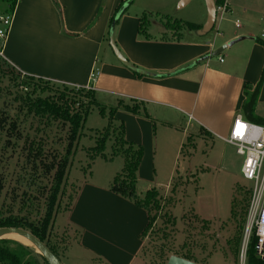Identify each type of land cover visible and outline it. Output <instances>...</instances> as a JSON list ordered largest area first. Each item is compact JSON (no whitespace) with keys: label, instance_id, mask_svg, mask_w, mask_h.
Returning <instances> with one entry per match:
<instances>
[{"label":"crops","instance_id":"1","mask_svg":"<svg viewBox=\"0 0 264 264\" xmlns=\"http://www.w3.org/2000/svg\"><path fill=\"white\" fill-rule=\"evenodd\" d=\"M214 1L228 3L225 14L217 13L214 28L206 35L198 29L194 37L182 33L177 38L164 27L158 36L152 34L149 16L154 10L146 2L136 5L138 0H19L2 60L22 75L69 87L91 86L98 102L103 96V102L115 106L119 101L141 103L147 117L119 108L114 118L123 122L125 138L143 148L137 190L144 195L150 186L162 185L159 172L172 176L177 159L170 156L184 154L187 134H192L189 139L195 135L190 131L225 141L236 115L254 122L242 107L246 84L256 85L264 68V46L257 40L264 41V0ZM124 2L128 6L115 25L114 42L134 67L148 74L109 56L114 53L106 36L110 19ZM182 2L175 0L178 10L192 0ZM204 10L201 27L206 4ZM143 17L148 18L146 34L140 32ZM214 30V39H207ZM254 113L264 120V81ZM112 181H81L64 222L77 232L74 243L91 264H149L141 256L149 213L111 190Z\"/></svg>","mask_w":264,"mask_h":264},{"label":"rangeland","instance_id":"2","mask_svg":"<svg viewBox=\"0 0 264 264\" xmlns=\"http://www.w3.org/2000/svg\"><path fill=\"white\" fill-rule=\"evenodd\" d=\"M141 2H146L149 8L154 10L149 16L150 32L157 36L160 30L163 31V27L171 36L172 28H178V21L196 24L204 21V5L206 3L204 4L203 0H192L191 4L183 10H178V5L175 6V0H138L136 5ZM147 21L148 18L146 17L144 26L148 25ZM166 24H168V28H165ZM115 25L113 24L109 35L108 33L106 35L109 43L111 35H114ZM179 32L189 34L191 37L196 36L195 32L186 26L184 29L181 28ZM214 34L215 30L206 38L213 40ZM109 56L111 58L114 56L119 61L115 53ZM102 58L103 54L100 55V60ZM10 68L0 58L2 100L4 98L13 99L17 90L22 88L18 85L20 82L13 77ZM35 84L36 87H34ZM32 85L31 96L33 99H37L39 96L56 97L61 93H66L70 97L74 96L76 100H86L85 104L81 106L82 109L87 108L93 91L90 88H81L86 89L85 92H82L76 90L80 89L78 87L72 90L69 86L65 87L61 84L40 82L39 80H35ZM98 100L101 106H89L91 107L90 114L81 131L82 135L72 160L70 172L64 181V192L59 197V212L49 238V243L56 248L62 264H91L90 259L80 252L74 243L77 239V232L64 222V212L72 205L80 182L83 180L98 183L112 181L114 176L124 168L123 156L119 155L120 153L113 155L116 147L119 148V146L114 144L112 133H110L111 140H108L105 148L103 147L105 156L100 152V148H102L100 138L106 132V127L112 117L110 107L115 106V104L103 102L105 100L103 96H99ZM74 107L76 110L79 108L75 105ZM101 108L104 110L102 115L100 114ZM15 113V110H12V114L15 115ZM25 114L26 112L21 113L18 118L19 121H22L20 128L24 135V139H20L18 142L19 146L16 145L17 149L19 147L18 152L22 151L24 147L26 133L31 136L38 135L36 129L39 125L38 119L34 118L33 115L25 116ZM112 127L113 129L117 128L119 132L118 122ZM44 129L45 132H49V129L52 131L48 137V145H51L50 142L52 141L54 148L63 152L68 142L69 127H64V125L56 122L52 128L46 129L44 127ZM190 132H195V135L194 138L189 139L192 134H187L184 154L180 155V152L178 157L170 156L171 160L177 159V169H174L172 176L169 178V172H159L162 185L157 186L156 189L159 191L160 205L157 211L152 212V216L154 215L156 218L144 235L141 256L149 264H166L168 255H173L172 253L175 252H190L197 260L206 262L205 264H240V250L247 221V204H249L252 187V182L242 174L244 158L237 153L234 145L220 138L201 134L199 130ZM0 144L2 145V142ZM119 150L117 151L120 152ZM175 151L176 149L173 151L174 154ZM166 152L169 153L171 150ZM110 156H114L113 160L104 158ZM15 160L16 157L13 158L14 162ZM13 161L12 163H14ZM19 174L21 172L18 171L17 176ZM11 176L12 178L17 177L16 173L13 172ZM46 180L43 179L38 184L36 181L35 187L40 188L46 183ZM30 181V174L27 172L24 175V180L17 183L23 184L25 187ZM141 186L143 185H140V190H144ZM9 187L8 184V190ZM151 188L155 187L150 186L149 189ZM22 189L20 193L18 192L17 201L11 202L16 212L20 209L21 204L19 202H22L20 201ZM5 195L7 203L13 201L12 194ZM37 202L39 209L45 208L44 196ZM30 207H26L25 210L27 211ZM20 212L26 213L24 210ZM6 238L12 239L11 235H7ZM239 239L238 254L236 255L235 246ZM27 245L38 252L34 245Z\"/></svg>","mask_w":264,"mask_h":264},{"label":"trees","instance_id":"3","mask_svg":"<svg viewBox=\"0 0 264 264\" xmlns=\"http://www.w3.org/2000/svg\"><path fill=\"white\" fill-rule=\"evenodd\" d=\"M18 1L19 0H0L4 11L10 14L14 13ZM54 1L56 2V0ZM124 4L125 2L118 7L116 12L110 19L108 35L113 24H117L119 18L124 14V12H126V9H124L123 12H120ZM145 18L146 17L142 18V25L140 29V32L142 34H146L147 30V26H144ZM167 25L168 24H166L165 28H168ZM184 26L193 31L201 28V25L195 23H182L181 21H178L179 29L172 28L171 32L175 33L177 38H179L182 34L179 31L181 28L184 29ZM257 40L264 46V41L262 39L258 38ZM10 71L13 77L20 82L18 85L22 88L20 90H17V94L11 100L5 98L2 100L3 95L0 92V143L2 142V145L0 144V228L20 227L32 232L41 241H43L60 260L56 248H54L49 243L52 228L55 224L56 216L59 212V197L64 192V181L66 180L70 172L72 160L78 148L80 137L82 135L81 131L83 130L87 118L90 114L91 107L89 106H101V104L97 101L94 91L91 92L90 102L85 109H82L81 106L85 104L86 100H76L74 96L70 97L66 93H61L56 97L39 96L37 99H33V97L31 96V86H33L34 84L32 85V83L35 80H39L40 82L44 81L46 83H50V81L22 75L12 67L10 68ZM135 72L141 74L137 71ZM263 81L264 68L261 79L256 85L246 84V100L244 101L242 107L245 114L253 119L255 123L260 124H264V120L255 117L254 112ZM34 87H36V84ZM71 89L75 90L76 88L71 87ZM76 90L82 92L86 91V89L81 88ZM74 105L79 108H77L76 110ZM103 107L104 106H102V108ZM102 108L100 110L101 115L104 113V110ZM110 108L112 117L109 120L108 126L106 127V132L103 133L100 138V146H102V148H100V152L103 156H105L104 148L106 147L108 140H111L110 133H112L114 136V144L119 146L120 148L119 150V148L116 147L113 155H118L120 153L119 155L123 156L124 168L121 172L115 175L110 188L115 193L131 200L138 206L143 207L148 211L149 224L145 230V235L156 218L154 215L152 216V212L154 210L157 211V209L159 208V191L156 188H152L144 195H141L138 192L137 171L143 157V148L141 147V145L129 142L125 138L124 124L121 121L115 120L114 114L115 111L119 108H122L134 114H141L146 117L148 116V114L142 108L141 103L134 100L129 101V103L127 104L123 101H119L116 106H112ZM12 110H15V115L12 114ZM23 112H26L25 116L33 115L34 118H37L39 125L36 127V129L38 130L37 136H31L29 133H26V137L24 140L25 144L22 148V151H20L22 152V154H20V152H18L19 147L17 149L16 145L19 146V140L24 139L23 132L20 128V122L22 123V121H19L20 119H18ZM56 122L64 125V127H69L67 136L68 142L63 152L55 149L52 145L54 144L52 141L50 142L51 145H48V137L50 136L52 131L51 129H49V132H45L44 129V127L46 129L52 128ZM116 122L119 123V132L117 128L113 129L112 127ZM117 150H119L120 152H118ZM15 157L16 160L14 162L13 158ZM95 158L92 159L94 160ZM104 158H106V160H113L114 156ZM12 161L14 163H12ZM13 164L14 166L12 167ZM18 171L21 172V174L17 176ZM12 172L14 174L16 173V178H12ZM27 172H29L30 174L31 181L30 183L25 185V187H23V184H18L17 182L24 180V175H26ZM43 179H47L46 183L40 186V188L35 187L36 181H38V184ZM8 184L10 185L9 190ZM33 188H35V190H33ZM21 189L22 191L20 201L22 202H19L21 204L20 209L16 212L13 207L14 205L11 204V202L17 201ZM34 191H36V193H34ZM8 193L12 194L11 198H13V201H10V203H7L6 201L5 194ZM43 196L45 197V208L41 210L38 207L37 200L42 198ZM26 207H30V209H27L26 211ZM23 210L26 212L25 214L20 212H23ZM239 242L240 239L236 242V255L238 254ZM256 243L257 237L253 235L248 248L247 264H264V258H261L256 253ZM172 254L200 264L206 263L204 261L197 260V258L190 252H175ZM170 255H168L166 261H168ZM42 263L48 264L44 256L36 252L29 245L11 238L0 239V264Z\"/></svg>","mask_w":264,"mask_h":264},{"label":"built area","instance_id":"4","mask_svg":"<svg viewBox=\"0 0 264 264\" xmlns=\"http://www.w3.org/2000/svg\"><path fill=\"white\" fill-rule=\"evenodd\" d=\"M227 4L225 1L216 5L217 13L225 14L228 11ZM13 15L14 13H6L0 2V58H4V47L12 27ZM236 25L240 26L239 21ZM261 36L264 38V29ZM220 61H223L222 57ZM97 74L98 70L92 73V79L95 80ZM237 121L245 126L242 136L236 135ZM224 140L234 145L237 153L243 156L242 174L252 182L247 221L240 250V264H247L248 248L253 235L257 237L256 253L264 258V124L249 121L238 114L233 119L228 137Z\"/></svg>","mask_w":264,"mask_h":264},{"label":"water","instance_id":"5","mask_svg":"<svg viewBox=\"0 0 264 264\" xmlns=\"http://www.w3.org/2000/svg\"><path fill=\"white\" fill-rule=\"evenodd\" d=\"M188 1L189 0H183L182 4H185ZM205 3H206V8H207V19L204 25L201 27V29L197 31L199 35H206L207 33H209L214 28L216 17H217V9H216L215 1L205 0ZM127 6L128 4L125 3L120 12H123V10L127 8ZM110 45L113 49V52L115 53L119 61H121V63H123L124 65H126L127 67H129L130 69L134 71H137L143 74H148L145 71H142L134 67L124 57V55L120 52V50L116 46L113 35H111L110 37ZM11 233H16V234H19L25 237L32 245H34L37 248L38 252L44 256L48 264H61L59 258L53 253V251L43 241H41L36 235H34L32 232L26 229H23L20 227H2L0 228V239L6 238V236ZM166 264H200V263H197V262H194V261H191L186 258L173 254V255H170Z\"/></svg>","mask_w":264,"mask_h":264},{"label":"bare ground","instance_id":"6","mask_svg":"<svg viewBox=\"0 0 264 264\" xmlns=\"http://www.w3.org/2000/svg\"><path fill=\"white\" fill-rule=\"evenodd\" d=\"M9 236L11 235L12 239H15L21 243H24V244H31L25 237H23L22 235H19V234H16V233H11V234H8Z\"/></svg>","mask_w":264,"mask_h":264},{"label":"snow or ice","instance_id":"7","mask_svg":"<svg viewBox=\"0 0 264 264\" xmlns=\"http://www.w3.org/2000/svg\"><path fill=\"white\" fill-rule=\"evenodd\" d=\"M244 127L245 126L242 123L237 121V124H236V135L242 136Z\"/></svg>","mask_w":264,"mask_h":264}]
</instances>
